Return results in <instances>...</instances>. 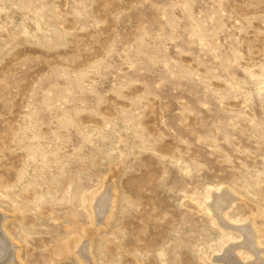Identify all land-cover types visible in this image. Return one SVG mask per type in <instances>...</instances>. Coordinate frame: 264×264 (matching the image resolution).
I'll return each mask as SVG.
<instances>
[{"label":"rangeland","instance_id":"1","mask_svg":"<svg viewBox=\"0 0 264 264\" xmlns=\"http://www.w3.org/2000/svg\"><path fill=\"white\" fill-rule=\"evenodd\" d=\"M225 189L226 219L264 231V0H0L18 264H222L245 241L210 211Z\"/></svg>","mask_w":264,"mask_h":264},{"label":"bare ground","instance_id":"2","mask_svg":"<svg viewBox=\"0 0 264 264\" xmlns=\"http://www.w3.org/2000/svg\"><path fill=\"white\" fill-rule=\"evenodd\" d=\"M109 197V193L97 199L95 204L92 205L94 210V216L97 218L98 222L101 221L102 218H105V210L107 209V198ZM235 201L234 193L225 189L223 191L214 192L212 195V203L210 204V211L219 222V224L229 231H238L242 235V239L245 238L243 243L237 242L235 244H229L227 247L222 249V252L219 256L212 258L213 261L220 262L222 264H244L241 262L244 260L241 257V252L247 251L251 257L255 258L259 257V260L255 262V264H264V250L260 249V237L264 238V231H260L257 229L254 219L250 220L243 226H234L231 222L226 219L225 212L229 210ZM107 204V205H106ZM110 209V208H109ZM108 209V210H109ZM94 218V220H95ZM2 216L0 215V264H18L19 263V255L18 248L13 244V242L8 238V236L2 231ZM102 222V221H101ZM78 241V240H77ZM80 240L76 245L69 244V251L77 248V253L81 258H85V253L88 250V244L84 243L85 246L82 248H78ZM243 241V240H242ZM250 264H253L251 262Z\"/></svg>","mask_w":264,"mask_h":264}]
</instances>
